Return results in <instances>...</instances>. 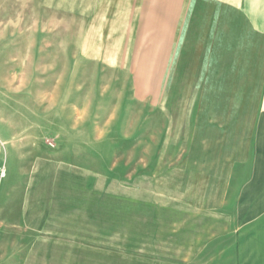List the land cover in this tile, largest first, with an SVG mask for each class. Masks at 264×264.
Instances as JSON below:
<instances>
[{
	"label": "rangeland",
	"instance_id": "1",
	"mask_svg": "<svg viewBox=\"0 0 264 264\" xmlns=\"http://www.w3.org/2000/svg\"><path fill=\"white\" fill-rule=\"evenodd\" d=\"M79 10L0 0V136L7 164L24 167L35 228L50 225L51 263L140 264L141 246L176 243L171 225L204 178L187 169L202 162L155 140L143 25L90 39Z\"/></svg>",
	"mask_w": 264,
	"mask_h": 264
},
{
	"label": "crops",
	"instance_id": "2",
	"mask_svg": "<svg viewBox=\"0 0 264 264\" xmlns=\"http://www.w3.org/2000/svg\"><path fill=\"white\" fill-rule=\"evenodd\" d=\"M79 6L90 39L118 29L123 38L139 27L131 22L143 25L153 45L155 140L202 162L187 169L204 178L171 225L176 243L141 246L139 263L264 264V0H79ZM13 162L0 191V264H55L48 260L50 225L35 228L24 167Z\"/></svg>",
	"mask_w": 264,
	"mask_h": 264
},
{
	"label": "built area",
	"instance_id": "3",
	"mask_svg": "<svg viewBox=\"0 0 264 264\" xmlns=\"http://www.w3.org/2000/svg\"><path fill=\"white\" fill-rule=\"evenodd\" d=\"M0 154L2 157L1 164H0V191H1L2 186L4 185L7 179V175H8L6 151H5V146L2 140H0Z\"/></svg>",
	"mask_w": 264,
	"mask_h": 264
}]
</instances>
